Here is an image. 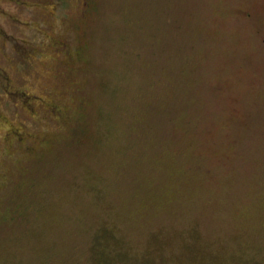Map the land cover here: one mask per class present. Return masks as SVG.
Instances as JSON below:
<instances>
[{
  "label": "rangeland",
  "instance_id": "obj_1",
  "mask_svg": "<svg viewBox=\"0 0 264 264\" xmlns=\"http://www.w3.org/2000/svg\"><path fill=\"white\" fill-rule=\"evenodd\" d=\"M264 0H0V264H264Z\"/></svg>",
  "mask_w": 264,
  "mask_h": 264
},
{
  "label": "flooded vegetation",
  "instance_id": "obj_2",
  "mask_svg": "<svg viewBox=\"0 0 264 264\" xmlns=\"http://www.w3.org/2000/svg\"><path fill=\"white\" fill-rule=\"evenodd\" d=\"M264 41V40H263Z\"/></svg>",
  "mask_w": 264,
  "mask_h": 264
}]
</instances>
